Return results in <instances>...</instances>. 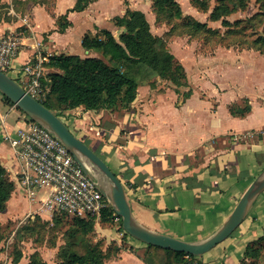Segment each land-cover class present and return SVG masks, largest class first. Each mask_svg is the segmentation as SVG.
I'll return each mask as SVG.
<instances>
[{"label":"crops","instance_id":"0c3cea01","mask_svg":"<svg viewBox=\"0 0 264 264\" xmlns=\"http://www.w3.org/2000/svg\"><path fill=\"white\" fill-rule=\"evenodd\" d=\"M5 1L0 0V37L19 35L18 64L40 55H97L82 46L84 35L108 29L118 37L125 29L117 26L114 18L124 16L128 9L144 12L155 35L164 36L168 31L166 24L156 23L153 0H90L80 12L69 11L77 0H55L53 11L33 4L27 12L5 8ZM63 16L69 25L60 30ZM152 20L159 30L153 29ZM170 48L195 85L185 102L175 89L161 85V80L157 88L140 82L138 96L128 110L99 112L78 107L67 111L63 119L121 179L138 222L182 240L201 241L219 229L264 170V54H236L229 49L226 53L235 57L200 58L190 71L175 54V45L171 43ZM225 63L229 66L223 68ZM23 114L0 94V164L15 182L7 208L0 213L3 230L10 226L9 240L26 219L50 223L58 214L43 204L47 188V194L41 196L42 189L31 199L19 183L22 165L7 135L23 125ZM95 228L93 244L98 242L104 250L112 243L123 246L119 256L105 264H146L140 255L147 244L133 237L123 241L121 232L101 221ZM63 237L56 264L67 244L65 233ZM262 237L264 192L238 229L198 259L202 264H242L247 247ZM3 243L2 238L0 246ZM22 252L18 263L8 257L7 264H29L34 252L52 264L41 248Z\"/></svg>","mask_w":264,"mask_h":264},{"label":"trees","instance_id":"16d2710c","mask_svg":"<svg viewBox=\"0 0 264 264\" xmlns=\"http://www.w3.org/2000/svg\"><path fill=\"white\" fill-rule=\"evenodd\" d=\"M89 3L90 0H77L76 5L69 11H83ZM34 4L47 5L42 0H36ZM153 7L157 24H167L166 18L181 20L191 16L184 14L178 0H153ZM231 11V8L223 9L217 6L211 16L218 20ZM163 14L167 16L164 18ZM114 21L117 26L125 29L118 37L108 29L84 35L82 46L97 55L85 57L77 54L52 55L49 61L43 64L45 68L50 69L48 77L41 79L42 85L48 91L45 98L39 100L59 117L62 118L67 111L78 107L99 112L128 110L138 96L139 76L143 71L158 76V79L150 80L149 85L152 88H157L159 80L164 79L173 82L178 88L186 85L181 82L182 79L187 81L186 69L167 47L165 38L168 31L164 36L155 35L145 13L140 10L128 9L124 16H117ZM226 22L224 20V23ZM189 23L197 30L206 27L205 23L197 19H192ZM59 25L60 30L67 28L69 25L67 16L60 18ZM256 42L255 46L264 53V37ZM175 90L181 94L180 90ZM161 91L164 92L163 89ZM192 94V89L182 93L181 102H185ZM1 95L7 103L16 106L9 98ZM232 111L234 114L238 113L235 108H232ZM14 190L15 182L8 170L0 164V213L6 210ZM116 217L120 218L118 222L120 231L125 232L122 218L116 215L112 208L103 213L101 222L115 223ZM54 220L55 223L60 222L56 216ZM95 227V217L72 216L70 227L65 232L67 244L59 252L58 264H105L106 259L118 257L123 246L112 243L104 250L100 245L93 244ZM3 231L0 222V242ZM125 233L123 241L125 236H128V233ZM22 256V250L18 249L13 261L18 263ZM140 256L146 264H190L199 258L153 245H147V249ZM261 258H264V237L247 247L242 264H250L251 261H257L251 264H258ZM29 264L48 263L39 252H34L30 256Z\"/></svg>","mask_w":264,"mask_h":264},{"label":"rangeland","instance_id":"374dc122","mask_svg":"<svg viewBox=\"0 0 264 264\" xmlns=\"http://www.w3.org/2000/svg\"><path fill=\"white\" fill-rule=\"evenodd\" d=\"M42 1L47 4L46 7L48 10L53 11L55 9V0ZM178 1L182 6L184 14L191 16H187V18L181 20H171V18H166L168 33L165 39L169 50H171V43L175 45V54L185 61L190 71L192 68H196V60L199 61L200 58L206 59L214 55H218V57L222 59H231L235 57V54L226 53L229 49L236 54H264L258 50L257 46H255L257 45L256 41L264 37V0ZM34 2H36V0H6L3 5L5 8H15L18 12H27ZM217 6L223 7V9L228 7V9L231 8L232 11L227 15H223L218 20H215L211 15ZM4 7L3 9H5ZM165 15L166 14H163L164 18ZM189 17L205 23L206 27L199 30L195 29L189 23V21L192 20ZM224 20L227 22L224 23ZM158 25L152 20V27L154 30H159ZM22 29L26 30V27H23ZM253 46L257 49L255 47L251 48ZM221 66L224 68L229 65L225 63ZM43 68L44 70H42L41 79L48 77V70H50L45 67ZM148 73L143 71L139 76L141 84L149 85L150 80H154L158 77L153 73ZM181 82L186 85L178 88L173 82L165 79L161 82V85H164L166 88L170 87L178 89L181 94L186 93L190 89L194 90L195 85L191 84L190 79L187 78L186 82L182 79ZM42 88V91H39V93L36 94V98L38 99H44L48 91L43 85ZM162 89L164 90V88ZM194 100L197 103L199 99L195 98ZM63 118L64 117H62V119ZM45 194H47V190L44 189L41 191V196H44ZM55 216L60 219L59 223H55V220L54 222L48 223L38 218L31 219L30 221H27L28 219H26L25 222L20 225L18 233L14 236L15 239L13 238L11 240H9V235L12 234V232H10V226L4 227V243L0 246V252H3V256L0 257V264H7L8 257L13 259L18 249L25 250L29 254V252H32V250L37 248L43 250L46 258L50 260L52 264H56V251H58L60 245H64L65 239L63 236L70 227L72 216L59 213L55 214ZM118 222L119 221H116L115 223H107V226L116 229V231L121 232L122 235H126V231H120V225ZM94 236L95 233L93 234V238ZM128 237L131 236L128 234V236H125V239H128ZM22 240L26 241V243H22ZM100 246L102 247V245ZM143 252L144 250H141V253ZM113 258L114 257L106 259V262ZM261 260V264L264 263V258H261ZM255 262L257 263V261H251L250 264Z\"/></svg>","mask_w":264,"mask_h":264},{"label":"built area","instance_id":"2783aa9c","mask_svg":"<svg viewBox=\"0 0 264 264\" xmlns=\"http://www.w3.org/2000/svg\"><path fill=\"white\" fill-rule=\"evenodd\" d=\"M21 46L19 35L6 34L0 37V70L11 75L36 97L43 89V64L49 61L50 56L40 55L27 63L18 64L16 60ZM23 117V125L17 128L15 134L7 135V138L22 165L19 183L27 196L33 199L39 191L47 188L49 192L43 204L54 213L91 216L100 222L103 213L114 208L96 178L89 177L50 129L30 119L25 113ZM119 219L116 217L115 221ZM190 264L202 263L194 259Z\"/></svg>","mask_w":264,"mask_h":264},{"label":"water","instance_id":"95a60500","mask_svg":"<svg viewBox=\"0 0 264 264\" xmlns=\"http://www.w3.org/2000/svg\"><path fill=\"white\" fill-rule=\"evenodd\" d=\"M0 93L9 98L27 116L50 129L69 149L90 178L95 177L103 194L112 202L122 218L124 230L133 238L147 244L194 256H202L230 237L243 223L251 206L264 192V170L244 192L232 213L212 235L201 241H187L153 231L137 221L126 188L108 163L68 124L39 99L28 93L11 75L0 70Z\"/></svg>","mask_w":264,"mask_h":264}]
</instances>
